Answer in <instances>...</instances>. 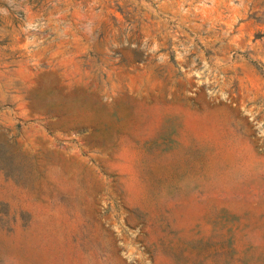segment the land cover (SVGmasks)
<instances>
[{"label":"rangeland","instance_id":"1","mask_svg":"<svg viewBox=\"0 0 264 264\" xmlns=\"http://www.w3.org/2000/svg\"><path fill=\"white\" fill-rule=\"evenodd\" d=\"M0 264H264V0H0Z\"/></svg>","mask_w":264,"mask_h":264}]
</instances>
